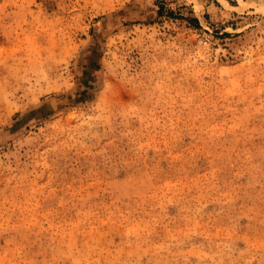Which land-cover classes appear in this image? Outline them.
<instances>
[{
  "label": "rangeland",
  "instance_id": "374dc122",
  "mask_svg": "<svg viewBox=\"0 0 264 264\" xmlns=\"http://www.w3.org/2000/svg\"><path fill=\"white\" fill-rule=\"evenodd\" d=\"M0 264H264V0H0Z\"/></svg>",
  "mask_w": 264,
  "mask_h": 264
}]
</instances>
